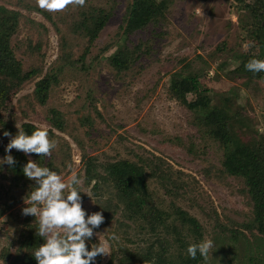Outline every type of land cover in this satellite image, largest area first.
Instances as JSON below:
<instances>
[{
  "label": "rangeland",
  "instance_id": "374dc122",
  "mask_svg": "<svg viewBox=\"0 0 264 264\" xmlns=\"http://www.w3.org/2000/svg\"><path fill=\"white\" fill-rule=\"evenodd\" d=\"M130 1L86 0L83 7L69 5L61 12L50 13L40 9L36 0H0V5L14 12L18 21L9 45L22 72L31 73L7 102L2 114L4 122L15 127L29 122L48 131L49 139L55 140L57 146L45 160L54 161L66 185H71L73 175H83L84 153L97 155L103 162L126 159L139 163L153 156L162 158V168L171 171L173 180L182 185L177 190L180 195H165L152 179L148 180L150 192L164 210L168 211L174 201L197 220L202 241H213L203 264H264V239L242 228L253 219V205L243 182L222 174V147L197 124L192 112L171 98L168 88L169 77L175 72L199 73V82L209 90L213 105L222 107L225 98L229 99L228 109L247 127L235 123L243 129L244 134L236 129L242 136L264 134V83L247 82L231 72L245 58L244 49L252 51L256 46L250 41L241 44L243 11L234 0H173L160 24L149 23L123 40ZM90 9L109 13L110 19L88 45V40L74 33L72 27L80 20L79 11ZM121 45L139 46L141 50L130 69L117 74L108 58ZM223 45V51L217 50ZM46 75H55L56 80L41 104ZM178 91L180 96L193 97L185 81ZM51 110L60 113L62 131L50 122ZM10 139L0 135L4 153ZM4 153H0V160L6 156ZM64 154L69 156L65 158L66 168L60 164ZM2 172L8 174L6 167ZM78 179L80 184L75 187L81 192L82 207L91 215L83 198L88 189L83 176ZM1 185L0 264H18L15 259L26 225L39 222L38 217L29 223L23 221L26 216L22 209L28 206L25 199L33 191L32 184L18 187L7 179L1 180ZM69 191L66 188L63 194ZM216 220L229 231L217 228ZM116 227L111 221L94 229L93 237L86 241L91 248L103 242L110 253L100 256L95 264H107L116 247L115 239L122 238V231ZM231 230L240 235L235 238ZM130 234L133 237V232Z\"/></svg>",
  "mask_w": 264,
  "mask_h": 264
},
{
  "label": "trees",
  "instance_id": "16d2710c",
  "mask_svg": "<svg viewBox=\"0 0 264 264\" xmlns=\"http://www.w3.org/2000/svg\"><path fill=\"white\" fill-rule=\"evenodd\" d=\"M172 1L131 0L122 29L123 40L136 31L145 29L149 23L160 24ZM234 1L243 11L240 18L241 25H239L242 31L241 44H248L250 41L256 43V46L252 51L244 49L245 58L231 72L239 78H245L247 82L264 83V72L253 73L245 67L251 59L264 60V0ZM80 11L78 15L80 20L73 23L72 30L80 37L87 39L89 45L104 29L110 19V14L92 9L86 12ZM15 15L14 12L11 13L0 5V135L3 137H5V131L10 132L13 137L19 131L17 127L4 122L2 114L13 93L17 92L31 76V73L22 72L20 61L9 45L18 26ZM224 49V45L222 48H217L219 51ZM140 50L139 46L122 48L121 45L108 58V64L117 74L127 71L131 64L140 57L138 55ZM231 52L234 53L232 50ZM200 60L203 62L202 59ZM199 75V73H173L168 80L169 95L192 112L198 121L197 124L203 126L209 137L222 147V174L240 178L246 195L253 205L252 222L243 224L242 228L250 235L258 234L264 239V134L258 133L257 137L253 138L242 136L236 130L239 128L235 123L243 124L244 122L237 120L236 115L228 109L229 99L225 98L222 107L213 105L209 90L199 82ZM55 78V75L45 76L42 94L39 98L41 104L45 103L50 85L55 83ZM183 81L192 89L191 99H188L186 95L180 96L178 93L179 85ZM51 114L52 117L49 120L53 127L62 131L63 122L60 113L51 110ZM20 128L28 135L37 130L29 122L22 123ZM240 131L243 133V129ZM0 153H4L1 148ZM11 155L16 161L14 165L10 166L5 163V166H2L0 164V187L2 186L1 180L9 179L18 187L23 183L31 182V190H34L35 181L29 180L23 173V167L29 158L18 150L11 152ZM29 155L39 166L58 172L52 159L46 162L45 157L37 154ZM65 158H69L68 154H64L60 160L63 168H66ZM82 160V176L89 192L83 198L88 202L89 210L93 213L102 212L105 220L100 227L114 221L117 230L122 231V238L115 237L116 247L107 264H203L204 258L199 252L195 259L187 254L190 244L202 242L201 226L197 220L178 208L174 201L170 202L168 211L162 209L150 192L148 180L152 179L165 195L174 198L180 195L177 190L182 185L173 180L171 171L162 168L164 163L162 158L153 156L147 160L140 159L139 163L126 159L103 162L97 155L90 156L84 153ZM4 167L8 174H2ZM82 176L79 174L76 177ZM32 220H36V217L32 215L23 217L24 222L29 223ZM216 227L223 232L229 231L217 220ZM38 229L39 222L29 227L26 225V231L22 233L24 239L18 248L20 253L15 259L19 262L18 264H38L34 252L45 242L43 237L38 235ZM131 232H133V237ZM230 233L235 238L237 234L240 235L237 230H231ZM123 242L130 243L132 247L124 245ZM87 247L91 250L89 245ZM99 260L100 256H97L94 264Z\"/></svg>",
  "mask_w": 264,
  "mask_h": 264
},
{
  "label": "clouds",
  "instance_id": "9594fccd",
  "mask_svg": "<svg viewBox=\"0 0 264 264\" xmlns=\"http://www.w3.org/2000/svg\"><path fill=\"white\" fill-rule=\"evenodd\" d=\"M85 3L86 0H36L40 9L50 13L61 12L69 5L83 7ZM245 67L253 73L264 72V60L251 59ZM16 127L19 131L14 137L10 132H4V136L11 139L6 147L9 154L0 160V164L11 166L16 163L11 155L13 149L25 155L51 157L57 145L55 140L49 139L47 130L38 128L28 135L19 125ZM23 173L36 184L28 199H25L28 206L22 209V214L38 217V235L45 241L34 252L38 264H94L97 256L110 254L103 242L93 244L91 250L86 246V241L93 237L94 229L104 223L105 217L102 212L87 215L82 207L81 192L75 187L80 184L75 175L72 176L71 185H66L57 172L41 167L31 159L23 167ZM66 188H70V191L65 196ZM213 246V241L205 238L198 244H190L187 254L195 259L199 252L207 261Z\"/></svg>",
  "mask_w": 264,
  "mask_h": 264
}]
</instances>
